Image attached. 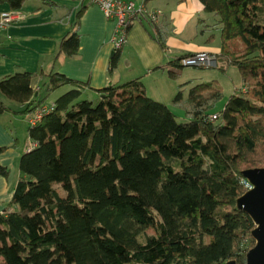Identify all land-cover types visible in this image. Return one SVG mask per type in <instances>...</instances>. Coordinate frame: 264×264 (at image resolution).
<instances>
[{"label": "trees", "instance_id": "1", "mask_svg": "<svg viewBox=\"0 0 264 264\" xmlns=\"http://www.w3.org/2000/svg\"><path fill=\"white\" fill-rule=\"evenodd\" d=\"M26 1L0 4L18 11ZM198 1L221 26L217 68L237 69L244 89L229 96L217 123L210 109L222 93L213 84L189 90V121L179 123L139 80L94 91L97 103L84 98L85 85L59 74L39 73L43 97L33 74L0 80V114L28 116L70 87L29 127L34 147L21 156L0 212V264H245L255 225L236 202L250 186L242 173L264 168V0ZM81 13L55 58L77 54ZM144 19L167 50L161 29ZM181 58L169 63L173 79ZM181 101L178 92L173 102Z\"/></svg>", "mask_w": 264, "mask_h": 264}, {"label": "crops", "instance_id": "2", "mask_svg": "<svg viewBox=\"0 0 264 264\" xmlns=\"http://www.w3.org/2000/svg\"><path fill=\"white\" fill-rule=\"evenodd\" d=\"M133 1L143 4L148 12L157 13L155 23L165 36L167 50L152 37L143 17L132 22L125 45L114 52L111 38L115 22L106 19L99 7L80 0H29L17 11L19 18L0 31V80L16 74H33L31 86L37 91L35 96L43 97L45 89L40 86L46 80L39 73H54L82 83L87 87L84 93L93 98L94 91L139 80L149 98L175 113L173 109L180 104L173 102L176 94L181 92L185 102L189 90L207 83V78L203 72L186 71L183 67L173 79L169 72L174 69L169 63L197 52L218 55L221 26L217 17L203 11L198 0ZM81 9L77 54L55 58L60 40L70 32ZM7 11H11L8 5L0 4V12ZM113 59L116 64L111 69ZM64 89L67 92L70 87ZM55 100L45 104H53ZM6 104L14 112L22 110L19 104ZM28 130L27 116L0 114V166L8 171L7 177L0 176V212L10 201L20 178L17 164L21 156L34 147Z\"/></svg>", "mask_w": 264, "mask_h": 264}, {"label": "built area", "instance_id": "3", "mask_svg": "<svg viewBox=\"0 0 264 264\" xmlns=\"http://www.w3.org/2000/svg\"><path fill=\"white\" fill-rule=\"evenodd\" d=\"M90 5L101 9L108 20L115 22V28L111 38L114 52H118L127 39V33L132 22L140 17H147L155 21L157 13L148 12L143 4H136L133 0H83ZM17 11L0 12V31L6 29L18 19ZM218 63L217 56L208 52H197L181 58L180 65L185 68H215ZM55 110L54 104L41 105L33 113L27 116L29 127L37 126L44 117ZM217 115L210 116V121H215ZM251 189V185L249 186Z\"/></svg>", "mask_w": 264, "mask_h": 264}, {"label": "water", "instance_id": "4", "mask_svg": "<svg viewBox=\"0 0 264 264\" xmlns=\"http://www.w3.org/2000/svg\"><path fill=\"white\" fill-rule=\"evenodd\" d=\"M242 175L252 188L237 200L236 206L255 225L251 232L255 245L246 254L245 264H264V168L249 169ZM227 264L236 263L230 261Z\"/></svg>", "mask_w": 264, "mask_h": 264}, {"label": "rangeland", "instance_id": "5", "mask_svg": "<svg viewBox=\"0 0 264 264\" xmlns=\"http://www.w3.org/2000/svg\"><path fill=\"white\" fill-rule=\"evenodd\" d=\"M212 17V15H211ZM214 17V16H213ZM212 33V32H211ZM213 33H215L216 35H219V32L216 30H213ZM219 66H223V64L221 63V60L218 61L217 65L215 68H201L200 69H196V68H185L187 69L186 71H196V72H203L204 76H206L207 83H204L205 85L208 84H213L215 85L217 88H219V90L222 93V97L219 101H217L215 103V105L210 109V112L213 114H217L225 105L227 99L229 98L230 95L236 93H242V89L240 88L241 85V80H240V76L239 73L237 71V69L233 68V67H229L228 71L226 74H224L222 71H220L217 67ZM66 87L61 88L59 91H54L51 92L47 97H46V101L45 103H50L52 102L55 98L61 96L62 94H64ZM184 95L186 96V92L183 91ZM45 95V93H43V96ZM86 99L89 100H93L94 103H97L96 98L93 97H84ZM47 105V104H45ZM190 106H185V102L181 101L179 105L176 106V108H174V114L176 115V120L179 123H184V122H188L189 121V117L187 115V113L189 112ZM218 121V120H217ZM217 121L215 120L214 122L217 123ZM18 166V164H17ZM252 188V187H251ZM146 233L148 235H152L154 234V231L152 229H148L146 231Z\"/></svg>", "mask_w": 264, "mask_h": 264}]
</instances>
